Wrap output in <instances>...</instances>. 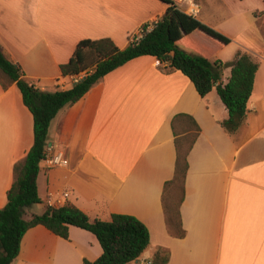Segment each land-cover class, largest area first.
Here are the masks:
<instances>
[{
	"label": "crops",
	"instance_id": "1",
	"mask_svg": "<svg viewBox=\"0 0 264 264\" xmlns=\"http://www.w3.org/2000/svg\"><path fill=\"white\" fill-rule=\"evenodd\" d=\"M223 1L195 0L194 16L231 42L219 45L199 31L189 39L212 60L228 62L243 49L258 61L239 129L222 126L229 112L216 87L201 96L181 70L151 55L133 58L52 119L47 145L63 149L69 163H40L41 202L26 208L27 217L43 213L49 199L73 203L91 218L134 215L151 240L128 264H152L158 250L169 253L167 264H264V0H231V12ZM167 7L163 0H0V49L37 87L67 89L74 78L63 76L61 65L80 40L109 37L124 48ZM230 73L223 69V82ZM178 113L201 128L188 155L182 237L170 232L163 207L164 185L175 174ZM33 143V114L16 82L0 76V208ZM102 252L87 229L71 225L64 238L38 224L25 232L11 264H85Z\"/></svg>",
	"mask_w": 264,
	"mask_h": 264
},
{
	"label": "trees",
	"instance_id": "2",
	"mask_svg": "<svg viewBox=\"0 0 264 264\" xmlns=\"http://www.w3.org/2000/svg\"><path fill=\"white\" fill-rule=\"evenodd\" d=\"M163 1L168 7L154 22L153 28L148 30V24H145L142 35L137 39L130 37L124 48L109 37L80 40L70 60L61 65L63 76H82L67 89L48 91L37 87L25 78L22 67L9 60L0 49V71L9 81L16 82L23 102L34 118V143L24 162L15 167L16 178L7 192V203L0 208V264L14 261L25 232L38 224L64 238H69L71 225L94 233L103 252L94 261L85 259V264H128L138 260L149 246V228L134 215L114 213L110 220L91 218L70 202L61 206L48 205L41 214L26 215L27 207L41 202L37 176L52 119L63 107L79 101L107 73L129 60L141 55L154 56L187 75L201 96L216 87L229 112L222 126L232 133L243 123L259 68L258 61L243 49H239L228 62L212 60L189 39V35L199 31L222 46L229 44L231 38L185 12L176 1ZM225 67L231 68L227 82L222 80ZM172 129L176 145L175 174L164 185L163 207L170 232L182 237L185 230L180 206L185 195L188 155L201 128L190 114L178 113L172 119ZM168 260L169 253L158 250L152 264H167Z\"/></svg>",
	"mask_w": 264,
	"mask_h": 264
},
{
	"label": "built area",
	"instance_id": "3",
	"mask_svg": "<svg viewBox=\"0 0 264 264\" xmlns=\"http://www.w3.org/2000/svg\"><path fill=\"white\" fill-rule=\"evenodd\" d=\"M174 1H176L180 7L183 6L184 8H185V6L182 4L187 2L188 7H186V8L189 10L190 14H192V15L197 14V12H198L197 7L198 6L196 5L195 0H174ZM154 22L148 24V27H147L148 30L153 28ZM141 33H142V31H141ZM139 37L140 36H138V35L131 36V38H134V39H137ZM260 57L264 61V51L262 52ZM72 77L74 78V82H76L82 76L79 75L78 77H74V76H72ZM42 162L48 168H52V167H56V166L67 165L69 163V159L66 157L65 151L63 149H61L60 147L55 146L53 144H50V145H47L45 148V154H44V158H43ZM64 196H68V193L67 192L64 193ZM47 204L50 206H55V202L51 199L48 200Z\"/></svg>",
	"mask_w": 264,
	"mask_h": 264
},
{
	"label": "rangeland",
	"instance_id": "4",
	"mask_svg": "<svg viewBox=\"0 0 264 264\" xmlns=\"http://www.w3.org/2000/svg\"><path fill=\"white\" fill-rule=\"evenodd\" d=\"M255 1H257V0H247V4H248V5H249V4H252V3H254ZM223 2L225 3L227 10H228L229 12H231V0H224ZM235 3H236L235 8L238 9V5H237L238 2L235 1ZM182 5H184L185 7H188V3H187V2H185V3L182 4ZM0 76H3V74H2L1 71H0Z\"/></svg>",
	"mask_w": 264,
	"mask_h": 264
}]
</instances>
